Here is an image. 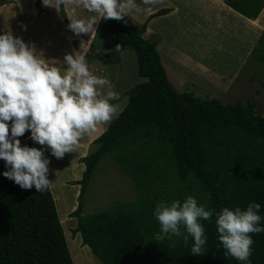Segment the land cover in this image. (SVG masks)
I'll return each mask as SVG.
<instances>
[{
    "label": "trees",
    "instance_id": "1",
    "mask_svg": "<svg viewBox=\"0 0 264 264\" xmlns=\"http://www.w3.org/2000/svg\"><path fill=\"white\" fill-rule=\"evenodd\" d=\"M6 2L0 0V4ZM225 2L251 18L264 6V0ZM41 3L34 0L40 11ZM58 4L64 16V3ZM168 11L164 7L151 13L137 29L129 28L125 17L119 21L101 18L99 22L98 29L114 43L112 51L98 54L99 60L116 64L121 51L129 48L135 53L137 72L145 80L125 92V105L92 141L94 148L79 158L85 167L77 180L78 205L70 212L77 218L73 231L80 233L82 243L102 264H244L226 257L219 247L215 216L211 223L200 221L205 228L207 252L198 256L190 253L191 237L187 245L183 236L155 241L160 226L152 213L161 200L148 205L140 200L118 203L81 214L82 197L103 157H113L136 186H140V176L147 179L155 174L153 163L163 157L177 179L188 181L189 188L197 192L200 205L218 212L224 207L244 210L249 203H258L261 207L257 214L262 218L259 226L264 227V115L256 112L255 97L248 103H224L216 97L179 91L172 85L157 41L143 36L148 20ZM255 49L260 50L264 62V34ZM86 61L89 63V58ZM30 135L26 130L17 139L21 146L39 149ZM9 169L0 159V264H74L52 187L42 193L34 186L22 189L3 175ZM250 235L254 241L250 264H264V232Z\"/></svg>",
    "mask_w": 264,
    "mask_h": 264
},
{
    "label": "rangeland",
    "instance_id": "2",
    "mask_svg": "<svg viewBox=\"0 0 264 264\" xmlns=\"http://www.w3.org/2000/svg\"><path fill=\"white\" fill-rule=\"evenodd\" d=\"M6 1V3L0 4V18L2 21L0 27L2 33L10 31L13 37H19L26 45L34 46L37 51L34 54L37 57H41L42 54L43 58L46 59V62L49 64L54 63V61L58 59H62L64 66V56L67 52L64 51L59 37L54 36L51 39L52 46L42 48L40 51L38 45L32 44L30 41L34 40L33 38H27L24 34L19 36L16 33L19 30L15 29L16 27L23 28L22 25L25 26L23 19H29L36 15L37 10L34 6V1ZM46 4L49 6H45L44 13L47 15L46 20L49 21L48 17L52 16L53 18L59 14V4L53 3L52 0H48ZM72 6L79 9L80 16L82 18H87L88 22H91L93 18L97 17V13L86 10L82 4L78 3V0H72ZM137 6L139 10H143L141 9L143 7L141 3H138ZM34 10H36V12H34ZM14 11L16 12L15 14ZM13 19L15 21H13ZM38 20L39 17L36 18L35 26L40 25ZM201 20L196 7L191 3L189 7H186L185 11L181 8L180 14L164 15L151 23L159 30L160 36L154 35L153 32L150 33L147 38L157 39L156 47L158 48L160 58L170 82L175 88H182L179 89V91H189L203 98L218 96L224 103H231L237 99L243 103H248L251 101L252 97H255V110L258 114L262 115L264 112V62L262 63L263 65L259 67L257 63H254L253 67L252 61H249V64L245 66H243L244 64L242 63L236 62L240 60L239 57L243 55V53H240L238 59L235 60L238 52L236 43L237 31L234 28H230L228 31V23L221 29L216 28L209 22H203ZM125 22L129 28L133 29L139 28L142 24L141 21H137L135 17H133V19L128 18V15L125 16ZM94 26L95 25H93L87 33H83L82 39L84 41L90 38V33H93ZM66 29L72 32L74 36L82 34L74 33L69 25L66 26ZM21 31L25 33L27 29ZM62 31L63 38V28ZM80 41L81 39L73 40V46L77 49H75L76 51L80 50ZM200 47L205 49L208 60V63L202 65L203 69L201 70H198L196 66L191 69L187 58L185 61L176 62L175 59L177 58L172 57L175 56V54H173L174 50L181 51L177 52L178 56L183 55V53L188 55L190 52L195 53ZM113 48L114 43L99 30L96 40L92 42L90 49L85 55V58H89V63H87V65L90 72L91 70L93 74L104 72L110 82H117L115 90L111 89V91L118 93L119 99L110 101L115 108V112L108 122L101 123L102 127L108 125L125 105L127 101L125 92L136 83L145 80V78L137 72L135 53L129 48L121 51L120 61L116 64H104L99 60L98 54L110 52ZM208 68H213V72L210 75L204 72ZM215 72L224 77V79L220 80L222 82L221 87L215 85L212 87L210 85L209 78L211 76V80H214L212 74ZM230 72L231 74L233 72L238 73L233 77V80H235L234 83L236 82V87L234 88H232L231 85L228 86L229 88L226 86L225 81H227V75ZM108 73L110 77H108ZM180 79L183 80L181 87H179ZM193 82L194 86L183 88ZM245 83L247 85H245ZM203 88L210 92H207L205 89L202 91ZM99 91L104 95L108 92L105 88L99 89ZM102 127H100V130ZM96 132L98 131L96 130L93 134ZM93 137L94 136L91 135L88 137V141H84L86 145H83L84 148L80 153L83 154L81 157L94 148V143L92 141L95 138ZM38 147L43 150L44 157L50 161L48 164L49 172L47 174V179L50 181V188L52 187L51 192L55 200L57 212L73 263L102 264L91 252L90 248L82 243L80 233L73 231L76 227L77 218L70 216V212L75 210L78 205L80 185L77 183V180L82 176V171L85 167L84 163L80 162V157H77L75 154L65 153L63 158L57 159L51 154L50 149H48L46 145L42 146L38 144ZM162 158L163 157L159 158L156 163H153L152 168L155 170V174H151L147 179L140 176V186H136L122 171L113 157L109 155L103 157L98 163L92 180L82 197L83 208L81 214L87 215L95 211L109 209L118 203H136L140 200L142 201V205H148L151 202H158V200L167 202H171L172 200L183 201L187 196L194 197L198 205H200L201 202L197 192L189 188L188 181L178 180L172 166L168 163L164 164Z\"/></svg>",
    "mask_w": 264,
    "mask_h": 264
},
{
    "label": "clouds",
    "instance_id": "3",
    "mask_svg": "<svg viewBox=\"0 0 264 264\" xmlns=\"http://www.w3.org/2000/svg\"><path fill=\"white\" fill-rule=\"evenodd\" d=\"M59 3L72 0H58ZM156 0H144L145 4ZM44 5L49 6L43 0ZM89 12L97 13L102 19L122 20L134 7V0H78ZM100 19L85 24L71 22L69 27L76 33H87ZM22 27L26 28V26ZM120 50L117 45L115 51ZM34 46L26 45L21 38L13 37L10 31L0 34V159L10 166L3 175L13 180L22 189L37 192L48 190L47 179L50 161L43 150L21 146L17 137L30 131V139L50 149L57 159L65 153L74 152L83 134L96 128L97 124L108 122L115 108L110 103L118 100L115 91L106 95L99 89L113 87L107 78H99L89 71L85 55L88 46L81 43L80 50L64 56L66 70L59 62L49 64L37 57ZM11 122L9 136V123ZM260 204L249 203L246 209L224 207L218 212L198 205L197 200L187 196L183 201H159L152 215L159 223L155 241L171 236H183L187 245L192 238L190 253L203 256L207 237L201 220L212 222L215 216L219 247L237 261L250 264L251 246L254 241L250 234L264 232L258 215ZM182 229L184 231H182ZM186 232V234H185Z\"/></svg>",
    "mask_w": 264,
    "mask_h": 264
},
{
    "label": "crops",
    "instance_id": "4",
    "mask_svg": "<svg viewBox=\"0 0 264 264\" xmlns=\"http://www.w3.org/2000/svg\"><path fill=\"white\" fill-rule=\"evenodd\" d=\"M47 1L48 0H44L45 3ZM52 2L57 4L58 0H52ZM138 3H141L143 5V7L141 8L143 10H139V8L137 6ZM191 3H193V6L196 7L197 13H198L199 17H201V19H202L201 21L209 22L211 25H214L216 28H221V29L224 28L225 27L224 25H226L228 23V26H227L228 31L230 30V28H234L237 31L236 43L238 46V52H237V55H236L237 57L235 60L238 59L240 53H243V55H241L239 57L240 60H238L236 62L244 64L243 66H245L246 64L248 65L249 61L253 62V67H254V63H257L258 67L260 65H263L262 64L263 63L262 54H260V50L259 49L256 50L255 47L257 45L258 39L264 34V6L262 7L259 14L255 18H251V17L245 16L244 14L238 12L237 10H235L234 8L229 6L225 2V0H156L155 3H151V4H145L144 0H134V7L131 8V10L128 12L127 15H128V18L133 19V17H135L137 21H141V23H143L151 13H154L155 11H157L160 8H164V7L169 8L168 12L161 14V15L151 17L148 20L147 25H146V30L143 33V36L146 38L148 37V35L150 33H153V32H154V35L160 36L159 35L160 32H158L159 30H157V28L155 26H153V24H151V23L154 20H156V19H158L164 15L168 16V15L180 14L181 8H183V10L185 11L186 7H189L191 5ZM45 6L46 5H44L43 0H42V3H41L42 10L41 11L35 7L37 10V13L34 17H31L29 19H23L22 18L23 21L25 22L26 28H24V27L23 28H19V27L15 28V29H19L16 32L19 36L21 34H24L27 38H33L34 40H36V41H34V40H30V41L32 42V44L38 45V47H39L38 49H40V51L42 48H48V47L52 46L51 39L54 36L59 37L61 39V45L63 46V49H64V51L67 52V54H73L76 52L77 49L74 48V46H73V40H77V39H81V41L79 43L86 44L88 46V50L90 49L92 42L94 40H96V38L98 36V31H99L98 26H99V22L101 20V18L98 16V14H97L96 18L100 19V20L93 24V25H95L94 26L95 28L93 29L94 30L93 33H90L92 37L90 36V38H87L86 41H84L82 39L83 33L79 34V36H74V34L72 32H69L66 29V26L70 25L71 22H74V21H84L85 24L90 23V22H88L87 18H82L80 16L79 11H78L79 9L74 8L72 6V2L71 3L64 2V11H65L64 16L60 13V10L58 9L59 14H57V16H55L53 18H52V16L48 17L49 21L46 20L47 15L44 13ZM36 10H34V12H36ZM15 13L16 12L14 11V14ZM10 14H11V12H10ZM37 17H39L38 22L40 23V25L35 26ZM13 21H15V20L13 19ZM60 21L62 24L60 23ZM0 23H2L1 18H0ZM62 28L64 29V37L63 38H62V35H63ZM20 29L21 30L27 29V31L25 33H22V31ZM155 31H157V32H155ZM155 40L157 41V39H155ZM156 44H157V42H156ZM203 46H206V45H203ZM177 52H181V51L174 50L173 54H175V56H172L173 58L174 57L177 58V59H175L176 62L185 61V59L187 58L189 61V66L191 67V69H193V67L196 66L198 68V70H201V69H203L202 65L208 63L207 55L205 53V49H203L202 47H200V49L198 51H195V53L190 52V54H188V55L182 52L183 55L178 56ZM57 62H59V66L63 70L67 69L68 65L66 63H64V66H63V60L62 59H58ZM263 68H264V65H263ZM212 69L213 68H208L204 72H207V74L210 75L213 72ZM91 73L93 74L92 70H91ZM236 74H238V73L233 72L231 74V72H230L227 75L228 79H227V81H225L227 87L230 85L232 88L236 87V82L234 83L235 80H233V77ZM94 75L99 77V78H107V76L104 74V72H101L98 74L94 73ZM212 76L214 77V80H211V76H210V78H209L210 83H211L210 85L212 87H213V85L221 87L222 82L220 80L224 79V77H222L217 72L213 73ZM108 77H110V74L108 75ZM180 80L181 81L179 82V85H180L179 87H181L182 82H183L182 79H180ZM111 84L113 85V87L111 89L115 90L117 82L112 81ZM245 85H247V84L245 83ZM191 86H194V82L189 84L188 86L183 87V88H190ZM105 89H107L108 91L111 90L107 86H105ZM176 89L179 90L182 88L176 87ZM204 89L205 88H203L202 91H204ZM205 90L207 92H210L207 89H205ZM199 97H201V96H199ZM206 98H211V97H206ZM216 98L221 99L218 96H216ZM237 100H239V99H237ZM262 115H264V112ZM106 126L102 127L101 123L97 124L95 129L83 134L79 140L78 147L75 148L74 152H69V153L75 154V155H77V157H81V155H83V154H80V153L82 152L84 146L86 145V142H84V141H88V137H90L91 135L94 136L93 138H96L98 135H100L105 130ZM100 127H102L101 130H100ZM96 130L98 132L93 134Z\"/></svg>",
    "mask_w": 264,
    "mask_h": 264
}]
</instances>
